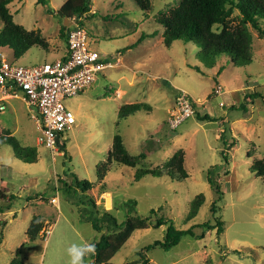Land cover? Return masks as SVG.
<instances>
[{"label": "rangeland", "instance_id": "1", "mask_svg": "<svg viewBox=\"0 0 264 264\" xmlns=\"http://www.w3.org/2000/svg\"><path fill=\"white\" fill-rule=\"evenodd\" d=\"M65 1L13 0L9 8L15 22L39 33L48 47H33L18 59L10 48L0 47V55L32 65L66 53L63 32L70 21L57 15ZM91 1L92 15L83 18V26L91 47L111 66L96 74L90 88L65 98L76 122L62 134L66 144L60 154L39 145L36 111L21 93L5 99L0 87V104L6 105L0 110V139L11 136L21 146L37 149V161L28 163L16 156L15 144L0 145V192L7 197L0 198V264H10L17 254L26 264H69L66 249L72 243L113 236L127 218L136 216L147 218L145 228L135 231L108 264H142L140 252L148 264H264V177L251 169L264 156V40L250 26L253 62L244 67L229 62L217 75L229 58L209 68L193 42L163 44L159 19L180 0H151L149 11L135 0ZM183 91L193 100L195 114L173 128L169 118ZM250 93L261 96L248 99L247 110H242ZM133 103L146 108L121 117L120 107ZM204 114L213 119L200 120ZM116 134L134 156V166L114 161L100 179L96 169L108 161ZM179 150L185 178L166 174ZM138 168H162L164 173L136 181ZM76 177L92 182V188L82 192ZM209 177L223 192L219 199ZM201 194L204 203L189 218ZM54 197L57 205L51 202ZM160 216L177 229L192 228L195 236L186 235L169 249L154 246L167 230V225L155 227ZM36 217L43 226L30 240L26 232ZM206 223L215 227L200 226ZM91 256L85 264H95Z\"/></svg>", "mask_w": 264, "mask_h": 264}, {"label": "trees", "instance_id": "2", "mask_svg": "<svg viewBox=\"0 0 264 264\" xmlns=\"http://www.w3.org/2000/svg\"><path fill=\"white\" fill-rule=\"evenodd\" d=\"M13 0H0V20L3 23V29L0 32V47H8L13 51L15 58H21L29 49L41 46L44 49L48 47V43L38 33L26 30L23 26L17 24L14 16L10 11L9 4ZM38 3L46 4L47 0H37ZM137 5L144 11L151 9V0H135ZM92 10L91 0H66L61 8L57 11V15L64 19H70L74 16L90 17ZM236 11L238 14L235 15ZM238 21V22H236ZM83 25V21H80ZM159 23L163 26V44L170 47L177 40L185 43L193 42L198 48L197 56L209 68H215L222 57L229 58L226 64L218 69L220 74L229 62L236 66L244 67L253 62L252 58V40L253 35L250 26L258 32L260 39L264 40V0H180L179 4L171 9V11L159 19ZM157 32L152 35H156ZM65 41L67 40V29L63 32ZM144 38L142 36L139 41ZM130 48V47H128ZM105 59V57H103ZM196 69H199L196 67ZM260 94H247L244 102L241 104L242 110H247L248 99H255ZM146 108L145 104L133 103L124 104L119 109L121 117L128 116L131 113ZM236 108V107H234ZM233 108V109H234ZM202 121H211L213 117L204 114L199 117ZM15 144L16 156L25 162L33 163L37 161L36 147H23L14 137L1 138V144ZM62 148L65 149V142H62ZM234 143H232V146ZM225 156V152H222ZM134 156L130 155L123 143V137L120 134L114 136L112 149L108 153V161L102 162L97 167V176L103 179L106 172L110 169L112 162H118L122 165L130 167L134 166ZM227 161V159H226ZM184 153L182 150L177 151L167 166L166 174L169 176L178 174L180 178L187 177V172L183 167ZM252 171L264 177V156L254 162L251 167ZM164 169L156 168H138L136 170L135 179L139 181L146 175L155 177L163 176ZM173 177V176H172ZM76 185L82 191L86 192L92 188V182L81 180L76 177ZM208 181L218 195V199L223 194L219 185L210 177ZM0 198H7L5 194L0 192ZM204 203L203 195H199L193 201L192 209L188 215L189 218L194 217L201 205ZM218 210L217 201L211 206L212 213ZM151 213L155 212L151 209ZM141 216L129 217L121 224L119 232L113 236L102 234L101 237L94 242L96 246L95 254L92 259L95 264H108L111 259L119 252L124 244L129 240L131 235L145 228V220ZM167 225V230L163 240L154 242V246H161L164 249L176 246L186 235L195 236L192 228L187 230L177 229L172 220L160 216L156 220L155 227ZM42 223L39 217H36L30 223L27 229V235L30 240H34L40 230ZM201 227L214 228L209 223L200 224ZM218 233L223 231L222 222L218 221ZM201 238L202 235H199ZM1 243V241H0ZM150 246L145 248L148 250ZM142 264H148L149 260L145 253L140 252ZM10 264H26V262L17 254Z\"/></svg>", "mask_w": 264, "mask_h": 264}, {"label": "built area", "instance_id": "3", "mask_svg": "<svg viewBox=\"0 0 264 264\" xmlns=\"http://www.w3.org/2000/svg\"><path fill=\"white\" fill-rule=\"evenodd\" d=\"M67 26L66 53L50 61L22 65L0 55V87L5 99L19 96L33 112L39 129L38 143L60 154L62 134L76 122L74 113L65 106L67 97L90 88L96 81V74L111 66V62L90 45L88 31L81 25V17L74 16ZM20 97V96H19ZM195 104L185 91L175 103L174 114L169 123L176 128L185 119L195 114ZM6 105L0 104V110ZM172 119V120H171ZM51 202L58 204L57 198ZM50 233V232H48Z\"/></svg>", "mask_w": 264, "mask_h": 264}, {"label": "clouds", "instance_id": "4", "mask_svg": "<svg viewBox=\"0 0 264 264\" xmlns=\"http://www.w3.org/2000/svg\"><path fill=\"white\" fill-rule=\"evenodd\" d=\"M95 252L96 246L91 242L72 243L66 249L69 264H85V257Z\"/></svg>", "mask_w": 264, "mask_h": 264}]
</instances>
